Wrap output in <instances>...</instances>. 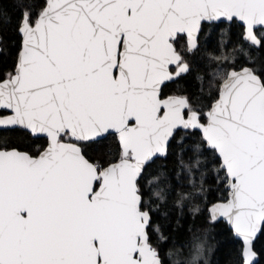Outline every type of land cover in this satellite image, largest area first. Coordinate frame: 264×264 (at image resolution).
<instances>
[{"label":"snow or ice","instance_id":"1","mask_svg":"<svg viewBox=\"0 0 264 264\" xmlns=\"http://www.w3.org/2000/svg\"><path fill=\"white\" fill-rule=\"evenodd\" d=\"M0 264H264V0H0Z\"/></svg>","mask_w":264,"mask_h":264}]
</instances>
